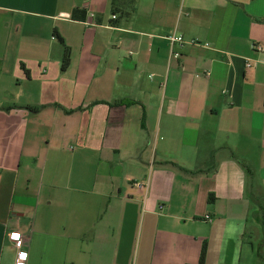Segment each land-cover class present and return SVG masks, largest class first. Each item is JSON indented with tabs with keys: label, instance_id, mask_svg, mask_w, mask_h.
Returning <instances> with one entry per match:
<instances>
[{
	"label": "crops",
	"instance_id": "crops-1",
	"mask_svg": "<svg viewBox=\"0 0 264 264\" xmlns=\"http://www.w3.org/2000/svg\"><path fill=\"white\" fill-rule=\"evenodd\" d=\"M260 45L264 0H0V264H264Z\"/></svg>",
	"mask_w": 264,
	"mask_h": 264
},
{
	"label": "built area",
	"instance_id": "built-area-1",
	"mask_svg": "<svg viewBox=\"0 0 264 264\" xmlns=\"http://www.w3.org/2000/svg\"><path fill=\"white\" fill-rule=\"evenodd\" d=\"M93 17V16H91ZM115 19L116 16H113ZM86 25H91L90 23H86ZM170 44L172 56L176 59H180L182 57V53L177 50V47L180 48L181 50L186 46V41L184 40L183 36L177 35V34H171L166 37ZM192 43H198V42H192ZM255 49L259 52L264 51V47L262 45L256 46ZM252 66L251 63H247V67L250 68ZM140 188H142L143 184H138ZM10 239L12 241H15L16 247L18 249V254H17V259H16V264H26L27 263V257L28 253L26 250H24V244L21 239V233L19 232H12L10 234Z\"/></svg>",
	"mask_w": 264,
	"mask_h": 264
},
{
	"label": "trees",
	"instance_id": "trees-1",
	"mask_svg": "<svg viewBox=\"0 0 264 264\" xmlns=\"http://www.w3.org/2000/svg\"><path fill=\"white\" fill-rule=\"evenodd\" d=\"M54 35H55V37L58 38L60 43H62L64 45V56H63L61 68H62V71H66L68 69V67L70 66V62H71V49L65 45L63 38L58 34V32L56 30L54 31ZM26 73L28 74V71ZM32 110L37 111V109H32ZM257 215L260 216L261 224L264 227V208L259 206ZM256 252H257L258 258H260L264 262V257L261 254V248L258 247Z\"/></svg>",
	"mask_w": 264,
	"mask_h": 264
},
{
	"label": "rangeland",
	"instance_id": "rangeland-1",
	"mask_svg": "<svg viewBox=\"0 0 264 264\" xmlns=\"http://www.w3.org/2000/svg\"><path fill=\"white\" fill-rule=\"evenodd\" d=\"M263 251V250H262Z\"/></svg>",
	"mask_w": 264,
	"mask_h": 264
}]
</instances>
